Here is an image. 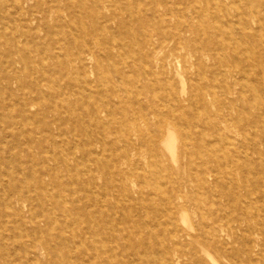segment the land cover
Instances as JSON below:
<instances>
[{
    "label": "rangeland",
    "instance_id": "374dc122",
    "mask_svg": "<svg viewBox=\"0 0 264 264\" xmlns=\"http://www.w3.org/2000/svg\"><path fill=\"white\" fill-rule=\"evenodd\" d=\"M15 41L0 264H264V0H0Z\"/></svg>",
    "mask_w": 264,
    "mask_h": 264
},
{
    "label": "bare ground",
    "instance_id": "6f19581e",
    "mask_svg": "<svg viewBox=\"0 0 264 264\" xmlns=\"http://www.w3.org/2000/svg\"><path fill=\"white\" fill-rule=\"evenodd\" d=\"M53 1H57V0H53ZM43 19L44 20H47V16L46 15H44V17H43ZM2 30V29H1ZM90 34V33H89ZM82 46H83V44H81ZM81 46V47H82ZM79 48V47H78ZM87 51H89L88 50V48H85V49H82L81 50V52L79 53L80 55L82 54V53H86ZM37 52V55L41 58V56L42 55H45V56H47V57H49V56H51V57H55L56 55H55V52H53V50L52 49H48V48H42V49H39V50H37L36 51ZM17 54L18 55V60H10L11 59V55L12 54ZM30 55H32L29 51H27V49H25V50H23V48L20 46V44L17 42V41H15L12 45H9V47H8V49L7 50H0V58H5V57H10L9 58V64H8V66H9V68L11 69V71H13V76H12V78H11V81H10V85H8V86H5V87H2L1 85H0V88L2 87V88H4V92L6 93L7 91H10V92H13L12 91V88H13V86H14V84H16V86H21V84H20V81L18 80V77H17V74L19 73V72H21V71H26V72H29V71H31L32 69H31V67H30V65H28V61H27V59H30L31 58V56ZM18 64H21L22 66L21 67H18ZM101 76V75H100ZM19 86V87H20ZM90 98V97H89ZM1 116V115H0ZM26 118H31V116L28 114L27 116H26ZM204 125V124H203ZM194 127V126H193ZM116 133H118V132H116ZM119 134V133H118ZM145 136V135H144ZM176 141H178V140H176ZM170 142V141H169ZM182 143V142H181ZM19 144V143H18ZM21 149V148H20ZM142 154V153H141ZM154 157V156H153ZM6 162H8V161H6ZM43 162V161H42ZM10 164V163H9ZM56 164V163H55ZM46 167V166H45ZM39 169V168H38ZM41 169H42V167H41ZM159 169V168H158ZM196 169V168H195ZM155 170H156V168H155ZM160 170V169H159ZM197 170V169H196ZM201 170V169H200ZM206 170V169H205ZM157 171V170H156ZM202 171V170H201ZM164 172V171H163ZM200 172V171H199ZM123 173V172H122ZM80 193H82V192H80ZM83 195V194H82ZM74 197V196H73ZM178 197H180V196H178ZM177 197V198H178ZM76 199V198H75ZM127 199V198H126ZM176 200V199H175ZM107 201H109V200H107ZM129 201V200H128ZM199 201H200V199L198 198V199H194V198H192V196H189L188 198H186V200H185V202H189V203H192L193 205H194V207H196V208H199L200 207V203H199ZM97 202V201H96ZM46 203V202H45ZM54 203V202H53ZM49 204V203H48ZM58 204V203H57ZM112 204V203H111ZM113 205V204H112ZM177 205L178 206H180V207H186L187 205H185V203H182V202H177ZM60 208V207H59ZM90 208V207H89ZM93 208V207H92ZM106 208V207H105ZM61 209V208H60ZM95 209V208H94ZM215 209V208H214ZM98 210V209H97ZM97 210H95V211H97ZM74 211V210H73ZM76 212V211H75ZM250 212H252L251 210H250ZM61 213V212H60ZM63 213V212H62ZM73 213V212H72ZM220 213H221V211H220ZM53 214V213H52ZM185 214V213H184ZM224 215V214H223ZM72 216V215H71ZM161 216V215H160ZM45 218H47V217H45ZM44 218V219H45ZM54 218V217H53ZM52 218V219H53ZM58 218V217H57ZM175 218H176V216H175V214H171L170 215V218H169V222H170V224H172V226L175 224ZM54 219H56V218H54ZM160 219H161V217H160ZM61 220V219H60ZM59 220V221H60ZM63 220V219H62ZM68 220V219H67ZM150 220V219H149ZM217 220V219H216ZM182 221V220H181ZM185 221H187V220H185ZM213 225L215 224V223H212ZM66 225V224H65ZM38 228V227H37ZM176 230H178L177 228H176ZM222 230V229H221ZM38 231V230H37ZM40 231V230H39ZM170 235H172L173 237H174V239H180L181 237H180V235H178V232L177 231H175V230H171L170 231ZM211 236H212V233L210 234ZM249 235V234H248ZM249 237V236H248ZM218 244H219V242H218ZM135 245V244H134ZM209 245V244H208ZM217 246V245H216ZM226 249H228V248H226ZM134 250V249H133ZM132 250V253L134 252ZM51 251V250H50ZM54 251V250H53ZM52 251V252H53ZM136 254V253H135ZM134 254V255H135ZM67 255V254H66ZM115 255V254H114ZM113 255V256H114ZM134 255H132V256H134ZM166 255V254H165ZM164 255V256H165ZM176 255V254H175ZM178 255V254H177ZM206 255V254H205ZM97 256V255H96ZM106 256V255H105ZM62 257V256H61ZM88 257V256H87ZM91 257V256H90ZM166 257V256H165ZM172 257V256H171ZM207 257V256H206ZM110 260V259H109ZM171 260V259H170ZM73 262V261H72ZM98 262V261H97ZM134 262V261H133ZM174 262V261H173Z\"/></svg>",
    "mask_w": 264,
    "mask_h": 264
}]
</instances>
